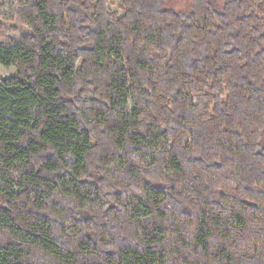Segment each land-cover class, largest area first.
<instances>
[{
    "label": "trees",
    "instance_id": "obj_1",
    "mask_svg": "<svg viewBox=\"0 0 264 264\" xmlns=\"http://www.w3.org/2000/svg\"><path fill=\"white\" fill-rule=\"evenodd\" d=\"M13 0L0 42V264H264V0Z\"/></svg>",
    "mask_w": 264,
    "mask_h": 264
},
{
    "label": "rangeland",
    "instance_id": "obj_2",
    "mask_svg": "<svg viewBox=\"0 0 264 264\" xmlns=\"http://www.w3.org/2000/svg\"><path fill=\"white\" fill-rule=\"evenodd\" d=\"M13 0H0V42L4 44H12L16 42L18 31L13 21ZM120 0H107V7L111 13L121 14L119 6ZM165 6L175 11L186 12L190 10V0H167ZM17 69L15 66H0V78L15 76Z\"/></svg>",
    "mask_w": 264,
    "mask_h": 264
}]
</instances>
